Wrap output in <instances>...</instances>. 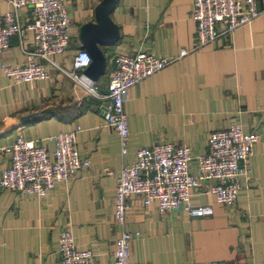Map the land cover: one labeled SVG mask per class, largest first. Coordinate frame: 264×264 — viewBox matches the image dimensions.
<instances>
[{
	"label": "crops",
	"instance_id": "obj_1",
	"mask_svg": "<svg viewBox=\"0 0 264 264\" xmlns=\"http://www.w3.org/2000/svg\"><path fill=\"white\" fill-rule=\"evenodd\" d=\"M100 0H67L71 18L70 45L55 54L49 76L17 82L0 68V145L17 134L38 139L77 125L76 147L90 165L67 182H57L47 194L0 190V264H57L58 235L68 226L80 248L94 253V264H113L115 223L113 197L118 171L132 162L138 148L159 140L191 147L193 155L207 151L209 132L239 121L256 130L259 140L250 157V177H241L234 206L218 203L202 184L191 195L193 205L209 204L212 213L191 216L182 208L160 212L155 202L145 206L128 197L125 229L138 232L130 242V259L151 264H264V0L261 12L238 27L229 41L192 49L196 23L192 0H117L111 14L120 39L104 47L105 73L89 93L67 72L80 48L81 25L94 18ZM10 9L0 0V12ZM30 7L21 11L25 17ZM33 46L31 31L11 37L0 50L1 62L22 63ZM188 52L129 87L124 110L129 127L128 150L121 154L118 135L104 124L111 54L142 50L158 56ZM37 117L17 124L19 116ZM46 146L53 150L52 141ZM7 155L0 150V170ZM191 169L196 173L195 161Z\"/></svg>",
	"mask_w": 264,
	"mask_h": 264
},
{
	"label": "built area",
	"instance_id": "obj_2",
	"mask_svg": "<svg viewBox=\"0 0 264 264\" xmlns=\"http://www.w3.org/2000/svg\"><path fill=\"white\" fill-rule=\"evenodd\" d=\"M10 9L0 12V50L9 45L11 37H22L32 32L33 46L24 50L22 63L1 62L2 73L17 82L42 79L49 76L52 57L62 53L70 45L71 18L67 0H6ZM30 10L21 15L23 8ZM261 9L257 0H192L191 17L196 23L192 49L214 42L218 37L229 41L240 26L250 23ZM188 52L183 48L177 56H158L151 52L136 51L132 54H111L112 70L104 96V124L119 137L120 152L128 150L129 127L124 101L130 86L161 70ZM89 52L78 48L73 54V69L67 73L95 96V82L83 69L90 62ZM80 126L59 131L42 140L26 139L17 134L9 142L0 145L7 155V165L0 170V190L17 193L45 195L57 182H67L78 170L89 167L90 161L81 156L76 147V134ZM256 130H244L239 121L228 128L209 132L207 151L193 155L191 147L159 140L151 146L140 147L132 162L123 163L118 171L113 197L115 223L121 226L114 239L113 264H151L130 259V242L138 232L125 229L128 197L137 195L145 206L155 202L160 212L182 208L191 216L212 213L209 204L193 205L190 198L202 184L205 191L225 206H234L241 177H250L249 161L253 145L259 140ZM52 141V151L46 146ZM195 161L196 173L191 169ZM57 264H94V253L80 248L68 226L58 235ZM209 264H226L211 260Z\"/></svg>",
	"mask_w": 264,
	"mask_h": 264
},
{
	"label": "water",
	"instance_id": "obj_3",
	"mask_svg": "<svg viewBox=\"0 0 264 264\" xmlns=\"http://www.w3.org/2000/svg\"><path fill=\"white\" fill-rule=\"evenodd\" d=\"M116 3L117 0H100L94 7V18L80 27V48L86 49L91 57L83 73L94 82L106 71L107 57L104 47L113 45L120 39L119 27L111 16ZM36 117L34 112L21 115L17 124L26 123Z\"/></svg>",
	"mask_w": 264,
	"mask_h": 264
}]
</instances>
